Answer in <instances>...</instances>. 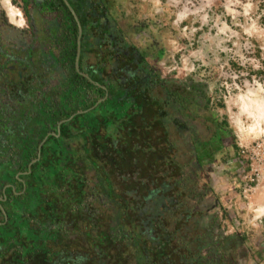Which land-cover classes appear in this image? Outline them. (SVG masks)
Segmentation results:
<instances>
[{
    "label": "trees",
    "instance_id": "obj_1",
    "mask_svg": "<svg viewBox=\"0 0 264 264\" xmlns=\"http://www.w3.org/2000/svg\"><path fill=\"white\" fill-rule=\"evenodd\" d=\"M78 31L75 29V47L68 65V74L75 81L81 79L75 69ZM124 92L122 87L111 90L108 101L99 106L98 115L78 116L63 125L61 139L50 137L40 152L43 159L32 168L30 164L38 158L39 146L47 134L57 133L59 123L70 119L78 109L42 112L36 119L39 130L18 132L14 143L7 136L11 154L15 148L22 157L17 162L0 160V182L4 181L0 198L7 199L0 205L8 217L7 222L0 212V264H237L234 256L228 258L224 252L225 244L220 248L201 232V214H195L190 206L196 193L187 188L189 179L183 168L178 170L181 180L175 178L178 165L174 147L168 122L159 117L157 103L151 96L134 102L136 94ZM69 99H74L67 103L69 106L79 104L76 97ZM94 103L83 108L93 107ZM82 119L107 128L104 147L92 142L99 140L94 132L98 125L86 123L85 129L80 125ZM80 139L90 140V156L99 150L102 159L96 163L102 169L115 166L116 184L105 172L106 178L100 183L101 193L111 201V213L86 204L90 201L88 185L76 174L79 165L76 167L74 162L72 166L70 159L65 160L69 157L65 144ZM28 172L17 179L19 173ZM65 172L71 176L68 183ZM8 184L17 185L18 192L26 186L27 190L18 198V192L12 189L3 193ZM246 241L242 236L230 244L239 247L245 256Z\"/></svg>",
    "mask_w": 264,
    "mask_h": 264
},
{
    "label": "flooded vegetation",
    "instance_id": "obj_2",
    "mask_svg": "<svg viewBox=\"0 0 264 264\" xmlns=\"http://www.w3.org/2000/svg\"><path fill=\"white\" fill-rule=\"evenodd\" d=\"M10 6L19 12L20 16L16 17V22L10 17ZM71 9L79 21L75 19ZM146 18L148 17L145 13L139 14L124 0H0V160L21 161L19 151L14 148L12 155L11 150L7 148L10 143L7 136L14 143L18 132L24 134L28 129L32 132L39 130L36 119L43 114L42 112L49 114L50 111L59 110V113H63L72 108L78 109L70 119L59 123L57 133L47 134L39 146L38 158L30 164L32 168L43 159L40 152L50 137L61 139L63 125L72 122L78 116L87 118L98 115L99 106L108 101L111 90L122 87V91H126L124 93L136 94L134 102L142 96L143 98L151 96L157 103L159 117L168 122V133L178 165L176 171L179 174L178 170L183 168L185 177L189 179L187 188H193L195 192L196 180L208 178L214 187L216 180L213 179V174H216L217 179L227 177L229 184L232 181L237 183L238 178L246 173V167L238 155L232 157L228 154L233 151L236 153L238 147L236 143L226 147L230 138L228 134L226 136L220 132V128L226 124H216L213 117L207 114V110L213 107V100L202 86L189 84L188 81L185 84L184 81L179 82L183 79L182 73L178 78L176 73L161 75L163 69L160 67V60L168 50L160 43L161 36L155 29L164 28L163 25L152 24ZM79 23L83 29L81 74L76 71L81 79L75 81L74 77L68 74L70 69L68 65L71 66L69 57L75 47V29H79ZM20 24H23V27H19ZM145 40L151 43L147 47H142L141 42ZM181 53L182 51L175 56L177 63L180 61ZM62 96H65L64 100H61ZM69 97H76L75 100L79 104L69 106L67 104L70 102ZM72 102L74 99L70 103ZM93 102H95L93 107L83 108ZM58 106L61 107L58 109ZM81 121L80 125L84 127L86 123L98 125L94 132L99 140L93 139L92 142L94 146H98L97 143L100 142L99 145L104 147L107 128L96 121L86 122L85 119ZM109 133V137L112 138ZM233 137L236 139L234 135ZM88 141L80 139L65 142L66 146L68 144L65 150L68 151L69 157L65 159V155L64 159L66 161L70 159L71 163L75 162L76 167L79 165L76 171L88 185L86 191L90 201L86 204L93 205L106 214L111 213L109 211L111 201L101 193L98 176L103 177L104 172L108 173V177L116 184V169L112 164L102 169L96 162L95 168L90 166L88 153L83 154L88 145H91ZM98 151L96 150L97 154ZM221 152L224 155L217 161L216 155ZM97 154H94V160L101 163L102 158ZM161 161L163 163V159L160 158ZM226 165L233 170L220 171V168ZM206 167L208 171L205 170ZM25 174L29 172L19 173L17 179ZM178 174H175V178L179 181L181 178ZM3 183L4 181H1L0 186ZM9 189L18 192V186L14 184L6 185L2 191L6 193ZM26 190L27 186L22 192L17 193V197L22 196ZM198 197L197 194L192 198L191 207H195L193 203ZM6 200L0 198V204ZM2 209L4 207L0 205L1 213ZM194 213L201 214L195 208ZM199 217L200 221L208 222L203 221L201 215ZM199 225L200 228H204L201 232L205 239L213 240L220 248L225 244L224 252L228 258L235 257L240 252L239 247L232 248L230 243L244 235L239 233L227 236L225 233H219L218 223L213 219H209L207 227L200 223Z\"/></svg>",
    "mask_w": 264,
    "mask_h": 264
},
{
    "label": "clouds",
    "instance_id": "obj_3",
    "mask_svg": "<svg viewBox=\"0 0 264 264\" xmlns=\"http://www.w3.org/2000/svg\"><path fill=\"white\" fill-rule=\"evenodd\" d=\"M259 2H264V0H259ZM212 7L211 2L204 4L192 12L187 7H184L183 10L175 13L176 20L173 27H177L180 23L187 20L189 16L197 17L201 27L211 22L212 27L217 29L216 36L209 37L210 40L215 42V47L213 48L212 44L202 46L197 51L191 52L188 56L181 55L180 61L177 63L175 56L182 51V47L177 39H169L167 44L169 51L160 60V67L163 69L161 75L168 76L176 73L178 78L181 73L190 75L198 72L201 67H211L214 72L219 73L223 77V82L219 80L209 82V95L213 97V110L210 114L216 124L224 125L225 119L227 120L226 126H222L220 132L224 135H227L229 132L234 135L240 149L249 148L255 141H261L258 149H264V77L258 79L253 76L251 81L243 79L238 84L236 81L241 77L248 76V71L237 73L232 71L229 65V60H233L241 68L250 65L252 71H262L264 70V52H262L259 60L248 59L239 50L240 45L238 42L232 48L224 46L228 41L232 40V37L240 35L229 27V24L225 20L227 16L232 17L234 24H236V17L238 16L247 18L248 22L245 25H237L242 28L244 36L264 40V26L258 23L260 17L257 16L255 20H252V15L255 14L258 4H254L252 0H248L247 3H240V0H227L222 5L224 8L223 13L210 16L205 12V8L211 9ZM237 8L242 9V11H236ZM161 11H166V8L162 9L159 0H155L153 12L149 14L152 15ZM261 15L264 16V12ZM196 22V20L192 21V23ZM18 26L23 27V24ZM199 30L191 28L189 35L184 38L190 39L191 35H194ZM184 31L187 33L188 29ZM220 37H223V39ZM150 43L151 41L145 40L141 42V45L142 47H147ZM248 46L249 44L246 42L244 48L247 49ZM261 47L264 48V44ZM209 52L212 53V59L205 63V58ZM220 53L226 54L223 62H221ZM169 61L171 62L170 64ZM191 61H200L201 63L197 65ZM217 64L220 65L219 68H216ZM225 68L229 69V73L223 71ZM200 75L204 76L205 73L200 72ZM229 80L232 82L229 83ZM217 100H221L224 107H217L215 105ZM223 155V152L217 154L216 160L219 161ZM213 167L218 166L213 165ZM224 170L232 171L233 168L227 165L220 168V171ZM213 179L216 180V183L212 194L217 195L221 203V207L216 208L215 213L223 217L225 210H235L237 215L240 214L241 209L243 210V215L240 216V220L243 221L242 224L237 221L235 226L229 225L228 221L224 220V224L227 226L225 235H230L237 231L256 232L264 228V193L255 200L248 197L247 193H245V198L248 200L246 204L239 200V198L235 201L226 202V197L231 194L232 188H239L240 185L235 181L229 184L227 177L217 179L216 174H213Z\"/></svg>",
    "mask_w": 264,
    "mask_h": 264
},
{
    "label": "rangeland",
    "instance_id": "obj_4",
    "mask_svg": "<svg viewBox=\"0 0 264 264\" xmlns=\"http://www.w3.org/2000/svg\"><path fill=\"white\" fill-rule=\"evenodd\" d=\"M124 1L126 2L127 5H130V7H132V9H135L139 14L145 13V15L148 17L146 19H148L152 24L163 25L164 29H155L159 33V35L161 36L160 37V40H161L160 43H162L163 46H165L167 48V50L169 51V48L167 47L168 40L171 38L177 39L179 41V44L182 47V53L180 55H184V56H188L191 52L197 51L202 46H205L208 44H212V46L214 48L215 42L210 40L209 37H215L217 29L212 27L211 22L209 24L201 27V24H200L199 20L197 19V17H193V16H189V18L187 20L183 21L177 27L172 29L173 24L176 20L175 13L183 10L184 7H187L188 10L190 12H192V11H195L197 8L202 7L204 4L211 2L213 7L211 9L205 8V12H207L210 16H213V14L219 15V14L224 12V8L222 7V5L227 2V0H159L161 8L162 9L166 8V11H161L159 13H155V14L150 15L149 13L153 12V5L155 3V0H124ZM247 2H248V0H240V3H247ZM252 2L254 4H258V7L255 10V14L252 15V20H255L256 17L259 16L260 19H259L258 23L261 26H264V16L261 15V13L264 12V2H259V0H252ZM236 11H242V9L237 8ZM193 20H196L197 22L192 23ZM225 20L229 24V27H231L233 29V31L239 33L240 35L232 37V40L228 41L224 46L232 48L233 45L238 42L240 45L239 50L248 59L259 60L262 52H264V48L261 47V45L264 44V40H258L256 38L245 37L243 34L242 28L237 26V25H245L248 22L247 18H245L243 16L236 17V24L233 23L231 16L225 17ZM191 28H197L200 30L197 31L194 35H191L190 39L184 38V37L189 35V33L191 32ZM185 29H188L187 33H185V31H184ZM220 38L223 39V37H220ZM246 42H248V44H249L247 49L244 48V45ZM219 55L221 58V62H223V59L225 58L226 54L220 53ZM211 59H212V53L209 52L208 56L205 58V63H207ZM191 62L195 63L197 65H199L201 63L200 61H191ZM229 65H230L231 70L234 72H237V73L240 71H248V76L241 77L239 80L236 81V83H238V84L241 83V81L243 79H248L249 81H251L253 76L257 77L258 79L261 77H264V70L259 71V72L252 71L250 65H246L244 68H241L240 65L233 60H229ZM219 67H220V65L217 64L216 68H219ZM223 71L225 73H229L228 68H225ZM200 72H204L205 75L201 76ZM209 73H211V74L209 75ZM182 77H183V79L180 80L179 82L184 81V84H185V82L188 81L189 84H195V85L202 86L208 95H209V82L210 81L219 80L220 82H223V77H221L219 73L214 72L211 67H209V68L201 67L198 72L192 73L188 76L184 75L182 73ZM228 82L231 83L232 81L229 80ZM209 97L211 98V100H213V97L211 95H209ZM61 98H60L61 100H64L65 96H62ZM215 105L217 107H221V108H222V106H224V104L222 103L221 100H217L215 102ZM212 110H213V107H211V109L207 110V114L209 115ZM224 123L227 124L226 119H225ZM228 138H230V140L228 142V145L226 144V147H229L232 144L236 143V139H234L233 135L230 132L228 133ZM226 142L227 141H224V143H226ZM236 145H237V143H236ZM237 147H238V150L236 151V153L233 151V152H229L228 154L232 155V157L235 156V154L239 156L241 149L239 148L238 145H237ZM87 150L89 152H87ZM91 151L92 150L90 148H87L83 152V154L88 153V155H89L88 161L90 163V166L95 168L96 167V165H95L96 161L94 160L95 156H94V154H92L90 156ZM94 151H96V150H94ZM183 152L184 151L182 150V153ZM183 154H185V153H183ZM83 157H84V155H83ZM72 164H73L72 166H74L73 162H72ZM62 166L65 168L64 164ZM205 170L208 171L207 167L205 168ZM246 171H247V169H246ZM77 173L79 174V172L76 171V174ZM72 174L73 173L71 172V175ZM48 176H50V175H48ZM64 176H66L64 178H65V180H67L66 183H68V180L70 181V177H71L70 174L65 172ZM92 178H93V176H92ZM103 179L104 178L102 176H98V180L100 183H103ZM242 179H243V177H239L237 180V184L240 185L239 188H236V187L232 188V192L234 193L235 196L231 192V194L228 197H226V202L227 201H235L237 198H239V200H241ZM209 181H210L209 178L207 180H201L196 187H200L201 190H203L205 185L206 186L209 185L208 184ZM52 182L55 184L56 181L52 180ZM51 184L49 183L48 185L51 187L52 186ZM262 191H263L262 193H264V187H263ZM243 202H244V200H243ZM244 203L246 204L247 202H244ZM220 205H221V203H220ZM214 215L215 216L217 215L215 218L219 222V224H218L219 233H225L227 230V226L224 224V220H227L229 225H234V226L236 225L237 221H239L240 224L243 223V221L240 220V216L243 215L242 209H241L239 215H237L235 210H231V211L225 210L223 217H220L219 214H217V213H215ZM24 226L25 225H22L21 227L24 228ZM83 233H84V235L86 234L85 232H83ZM239 233L244 235V237L247 240L245 243L246 247L244 248V251H246V255L243 256L242 252H239L238 254H236L235 255L236 263L237 264H264V228H262L256 232L237 231V232H234V233L227 235V236L237 235ZM85 247L86 246L83 245L84 249H85Z\"/></svg>",
    "mask_w": 264,
    "mask_h": 264
},
{
    "label": "built area",
    "instance_id": "obj_5",
    "mask_svg": "<svg viewBox=\"0 0 264 264\" xmlns=\"http://www.w3.org/2000/svg\"><path fill=\"white\" fill-rule=\"evenodd\" d=\"M261 141L253 142L249 148L241 149L240 159L247 171L242 179L241 201L248 203L247 196L255 200L262 194L264 187V149H258Z\"/></svg>",
    "mask_w": 264,
    "mask_h": 264
},
{
    "label": "crops",
    "instance_id": "obj_6",
    "mask_svg": "<svg viewBox=\"0 0 264 264\" xmlns=\"http://www.w3.org/2000/svg\"><path fill=\"white\" fill-rule=\"evenodd\" d=\"M208 175H210V173ZM200 181L201 180H196L195 193H196V195L198 194L199 197L197 198V201L193 203V205L195 206L194 208L196 209V211L201 213L203 221L208 220V222H209V219H213L214 221H217L214 218L215 217L214 214H215V209L221 206L220 200H219L217 195L212 194L214 187L212 185L211 180L208 182L209 185H207V186L205 185L206 187L203 190H201L200 187H196ZM233 195H234V193H233ZM208 222L206 221L205 222L206 224L203 222L204 226L206 225V227H207ZM213 223H215V222H213ZM217 223L219 224L218 221H217Z\"/></svg>",
    "mask_w": 264,
    "mask_h": 264
},
{
    "label": "water",
    "instance_id": "obj_7",
    "mask_svg": "<svg viewBox=\"0 0 264 264\" xmlns=\"http://www.w3.org/2000/svg\"><path fill=\"white\" fill-rule=\"evenodd\" d=\"M68 4V6L70 7V4L69 3H67ZM71 8V7H70ZM72 10V12H73V15H74V17H75V19L77 20V21H79L78 20V17L76 16V14H75V12L73 11V9H71ZM78 27H79V37H78V46H77V57H76V64H75V66H76V70L78 71V73H80L81 74V71H80V59H81V53H82V38H83V29H82V25L79 23L78 24ZM87 79H89V77L88 76H86V75H84ZM73 118H71V120H72ZM2 211H3V213H4V215L6 216V211L4 210V209H2ZM6 221H8V217L6 216Z\"/></svg>",
    "mask_w": 264,
    "mask_h": 264
},
{
    "label": "bare ground",
    "instance_id": "obj_8",
    "mask_svg": "<svg viewBox=\"0 0 264 264\" xmlns=\"http://www.w3.org/2000/svg\"><path fill=\"white\" fill-rule=\"evenodd\" d=\"M19 15V12L16 9L11 8L10 6V17L13 21L16 22V17ZM20 16V15H19ZM19 21V20H18ZM21 23V22H20Z\"/></svg>",
    "mask_w": 264,
    "mask_h": 264
}]
</instances>
